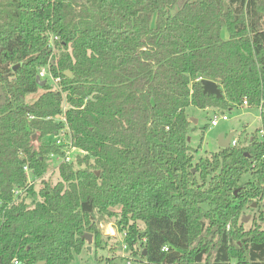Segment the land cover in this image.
I'll list each match as a JSON object with an SVG mask.
<instances>
[{"label": "trees", "instance_id": "1", "mask_svg": "<svg viewBox=\"0 0 264 264\" xmlns=\"http://www.w3.org/2000/svg\"><path fill=\"white\" fill-rule=\"evenodd\" d=\"M45 66L58 89L37 84ZM263 96L264 0H0V264H71L112 217L108 250L140 264H264V114L197 160L186 114ZM61 132L87 154L56 160Z\"/></svg>", "mask_w": 264, "mask_h": 264}, {"label": "rangeland", "instance_id": "2", "mask_svg": "<svg viewBox=\"0 0 264 264\" xmlns=\"http://www.w3.org/2000/svg\"><path fill=\"white\" fill-rule=\"evenodd\" d=\"M154 20L152 26H154ZM222 38L226 39L228 37V32L226 29L221 31ZM40 90L33 94L27 96V101H33ZM186 114L190 121V126L188 130L189 145L198 151L195 153V160L199 157H204L210 152L218 151L220 146L218 144V137L221 133L227 136L229 133L234 132V137L239 141L243 142L244 139L251 137L253 132L260 127L261 121L259 116V110L255 108L238 107L233 108L230 111H223L217 106L206 107L205 109H197L193 106L186 108ZM225 114L228 117L226 121H219L218 125L213 127L210 125V119L214 115ZM45 179H50L52 183H55L58 179L57 162L51 161L50 167L47 173L44 175ZM247 175L242 177V181L246 180ZM39 186V180L36 181V188ZM254 210H248L245 215L248 219L244 222L245 227H249L253 220H258L260 204L258 202V208H256L257 203H253ZM115 218H109L102 220L99 225L100 231L102 233V238L104 243L103 248L95 249L93 248V242H91V249L88 250L84 247L79 254H75L71 264H126V261L132 258L129 255V251L123 250V248L116 247L114 251L108 250L111 245H118L122 239V234L117 231ZM113 228V229H112ZM120 244V243H119ZM87 245V243H86ZM106 257L109 261L103 260V262L98 263L97 258ZM108 257V258H107ZM135 259L140 260L137 255Z\"/></svg>", "mask_w": 264, "mask_h": 264}, {"label": "built area", "instance_id": "3", "mask_svg": "<svg viewBox=\"0 0 264 264\" xmlns=\"http://www.w3.org/2000/svg\"><path fill=\"white\" fill-rule=\"evenodd\" d=\"M57 38L54 37V36H50L49 37V43H50V46H52L53 42L56 40ZM38 77L39 79H44L45 81L48 79L49 82L51 84L54 85V88H59V78L58 77H52L50 75V73L48 72L47 70V67H42L39 71H38ZM243 105L246 106L247 105V102L244 101L243 102ZM258 110H259V116H260V119H261V115L264 114V96L262 97L261 101H260V104L258 106ZM30 118H32V116H30ZM226 121L228 120V117L225 115V114H218V115H214L212 117V119H210V125L215 127L218 125L219 121ZM52 139L57 143V144H60L62 145V150L64 152L63 156H57L55 157L56 160H64L68 163H75L76 162V158L77 156H83V155H86L87 152L74 146L72 143H71V140H70V137L67 133L65 132H61L60 134L56 135V136H53ZM237 143V138H235L234 136L232 137L231 141H230V144L232 146L236 145ZM53 156V155H52ZM54 157V156H53ZM23 170L27 176V185L28 184H31L33 183V179L31 177V170L26 166L24 165L23 166ZM20 190H17L15 193H19ZM102 222L100 221L99 225L102 226L101 224ZM113 229V228H112ZM122 248L123 250H127L129 251V249L127 248V245L122 243ZM162 251L164 252H167L168 251V246H163L162 247ZM129 255L130 254V251H129ZM12 263L13 264H21L17 259H13L12 260ZM104 263V262H103ZM108 264V263H107ZM126 264H140V260H137L135 259L134 256H132V258H130L129 260L126 261ZM230 264H234V263H230Z\"/></svg>", "mask_w": 264, "mask_h": 264}, {"label": "water", "instance_id": "4", "mask_svg": "<svg viewBox=\"0 0 264 264\" xmlns=\"http://www.w3.org/2000/svg\"><path fill=\"white\" fill-rule=\"evenodd\" d=\"M19 65V64H18ZM18 65H13L12 69L15 70L17 68ZM68 76H70V73H67ZM36 82L39 86H43L45 84V80L44 79H39V77H36ZM201 85H202V90L203 93H208V94H213L215 95L217 98L221 97V93L220 90L218 89L216 83L214 81L208 80V79H203L201 80ZM234 135V132L229 133L227 136H224L223 133H221L218 137V144L221 148H227L230 146V141L232 139ZM187 140H189V138H187ZM236 192V191H235ZM252 206H254V204H252ZM248 219L247 215H243L241 218V221L244 223L246 220ZM83 238L85 239L87 245L86 248L88 250L91 249V242H92V235L88 234V233H84L83 234ZM35 264H44L43 261H39Z\"/></svg>", "mask_w": 264, "mask_h": 264}, {"label": "crops", "instance_id": "5", "mask_svg": "<svg viewBox=\"0 0 264 264\" xmlns=\"http://www.w3.org/2000/svg\"><path fill=\"white\" fill-rule=\"evenodd\" d=\"M225 136V135H224Z\"/></svg>", "mask_w": 264, "mask_h": 264}]
</instances>
